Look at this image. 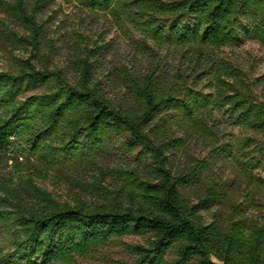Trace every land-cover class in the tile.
<instances>
[{
	"label": "trees",
	"instance_id": "1",
	"mask_svg": "<svg viewBox=\"0 0 264 264\" xmlns=\"http://www.w3.org/2000/svg\"><path fill=\"white\" fill-rule=\"evenodd\" d=\"M50 1L30 7L27 0H0L25 34L1 30L4 23L0 30L17 47L39 51L46 36L38 13ZM78 1L110 15L133 54L109 67L113 43L95 40L79 49L70 74L52 67L47 55L0 70V163L32 155L38 162L19 186L0 185V264H75L128 235L147 236V243L133 245L136 259L122 264H168L171 251L170 264H264V215L228 223L203 215L227 202L225 185L209 175L220 157L251 174L264 172V92L258 96V80L246 81L220 54L250 41L264 46V0ZM166 48L178 62L163 58ZM203 79L215 96L194 85ZM107 85L120 90L122 100L112 98ZM226 106L233 126L247 134L221 144L214 112ZM208 135L210 159L192 158L193 165L177 169L180 153L190 157L189 141L205 143ZM114 156L129 185L108 191L102 202L61 201L34 182L33 175L46 170L83 166L98 173L94 187L102 191Z\"/></svg>",
	"mask_w": 264,
	"mask_h": 264
},
{
	"label": "rangeland",
	"instance_id": "2",
	"mask_svg": "<svg viewBox=\"0 0 264 264\" xmlns=\"http://www.w3.org/2000/svg\"><path fill=\"white\" fill-rule=\"evenodd\" d=\"M11 1V0H4ZM30 7H33L38 0H27ZM38 19L45 28V39L42 40L39 51L32 48L17 47L9 41L1 30L11 28L19 35L25 34L24 28L18 23H14L9 14L0 4V23L5 26L0 27V70H14L18 66L19 59L33 58L34 63H40L43 55H47L50 65L60 67L66 73H72V61L76 58L80 48L85 46L93 47V41L106 40L113 43L114 58H109L108 66L112 67L119 63H128L129 57L133 54L129 46V40L121 33L119 28L112 22L110 15H97L90 12L78 0H51L43 6ZM2 25V24H1ZM171 49H163L161 55L165 59L178 62L179 56L174 57ZM221 56L229 60L234 65L242 69L244 78L249 82H258L256 92L262 97L264 92V46L258 41H250L239 48H225L221 51ZM33 55H36L34 58ZM194 85L215 96L216 88L210 85L209 81L203 79ZM109 95L116 101H120L123 95L120 90L107 85ZM228 106L220 111H215L217 122L220 124V143H235L238 138L244 137L247 132L239 127L233 126L231 118L225 113ZM180 137H186L182 130H176ZM210 135L207 141H189L190 157L185 153H180L176 159V168L182 167L185 163L193 165L196 160H209L212 152ZM122 139L116 138V145H120ZM184 152V151H183ZM131 156V155H130ZM135 156V155H133ZM36 158L32 156H21L18 162L11 160L0 163V185L6 184L12 187L19 186L23 178L35 173ZM31 166V172L27 166ZM120 159L116 156L108 159L106 174L102 177L104 189H96L95 182L98 173L93 169H85L83 166L64 170H46L42 175L34 174V182L53 193L61 201L75 202L76 199H83L90 203L102 202L107 199L108 191L120 189L124 185H129L125 172L119 170ZM210 178L217 180L221 185H225L227 202L217 204L203 215L207 222H212L216 218L228 223L233 217L237 219L239 215L249 217H263L264 209L261 210L254 203H264V172L253 170L252 174L245 171L230 157L222 156L210 170ZM81 182L83 185H80ZM257 191V192H256ZM251 192H256L253 197ZM201 195V193H200ZM190 197L197 202V193L192 191ZM234 204L235 206H232ZM240 207L242 209H240ZM147 236L128 235L122 238L112 239L104 246L98 247L89 257H80L75 264H122L130 263L136 259V254L132 250L133 245L146 244ZM176 255L171 251L167 258L170 264Z\"/></svg>",
	"mask_w": 264,
	"mask_h": 264
}]
</instances>
